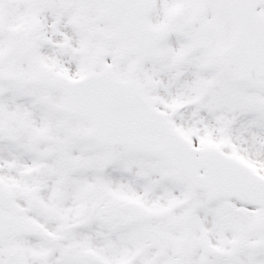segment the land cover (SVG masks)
<instances>
[{"label": "snow or ice", "instance_id": "obj_1", "mask_svg": "<svg viewBox=\"0 0 264 264\" xmlns=\"http://www.w3.org/2000/svg\"><path fill=\"white\" fill-rule=\"evenodd\" d=\"M0 264H264V0H0Z\"/></svg>", "mask_w": 264, "mask_h": 264}]
</instances>
